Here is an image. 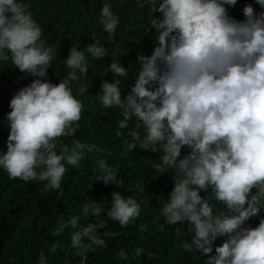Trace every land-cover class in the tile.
<instances>
[{"label": "clouds", "instance_id": "9594fccd", "mask_svg": "<svg viewBox=\"0 0 264 264\" xmlns=\"http://www.w3.org/2000/svg\"><path fill=\"white\" fill-rule=\"evenodd\" d=\"M137 2L149 5L146 31L156 33L152 53L138 55L139 67L126 94L122 84L131 69L114 54L108 65L113 80L104 79L95 95L104 109L120 110L116 136L131 138L124 140L121 155L137 147L161 153L158 160H148L154 178L172 171L174 187L167 199L158 197L160 215L169 225L187 224L191 241L183 244L185 250L205 256V264H264V0H254L259 10L245 4L243 19L229 11L238 0ZM98 22L113 40L121 21L111 4H103ZM92 39L84 49L70 48L64 59L67 77L52 83L47 70L56 50L47 44L42 27L23 0H0V61L10 60L21 73L34 77L15 92L5 117L9 134L6 151H0V169L10 179L59 190L67 165L79 168L93 152L112 155L96 143L63 142L80 126L85 102L77 96L89 89L81 85L74 94L72 82L87 77L90 59L108 56L95 33ZM93 179L123 184L107 158L98 160L89 188ZM213 201L220 207L214 208ZM142 210L137 197L114 191L109 208L92 199L81 214L62 217L52 235L70 228L71 246L86 254L107 247L99 232L107 223L102 213L127 227ZM256 216L259 224L246 226ZM89 217L95 222L81 226V219ZM218 238L224 242L215 246ZM58 247L59 242L54 243L49 252ZM142 252L136 249L137 255ZM117 255L125 259L128 253L121 249ZM37 264H49V256L42 253Z\"/></svg>", "mask_w": 264, "mask_h": 264}, {"label": "trees", "instance_id": "16d2710c", "mask_svg": "<svg viewBox=\"0 0 264 264\" xmlns=\"http://www.w3.org/2000/svg\"><path fill=\"white\" fill-rule=\"evenodd\" d=\"M33 18L43 29L47 44L56 50V57L48 71L47 79L59 83L67 77L68 69L64 65L72 46L84 49L93 42V33L100 44L108 49V56L103 60L90 59L87 77L79 82H72L74 94L81 85L88 86V92L83 96L85 107L79 128L74 137L63 138L64 143L71 139L96 143L101 148L112 152L90 153L79 168L67 165V171L61 182V189L48 191L39 182H24L19 178L13 180L7 172L0 169V264H37L43 253L49 256V264H205L206 257L199 252H189L183 244L191 241L187 224L169 225L160 215L163 195L174 187L172 176L167 174L154 178L153 169L148 160L156 161L161 153L140 150L138 147L127 156L121 152L125 148L124 140L131 139L125 135L117 137L118 121L122 119L120 110L104 109L95 95L102 91L100 84L104 79L112 82L113 75L108 73V65L112 56L119 54V59L125 68L131 69L128 78L123 81L122 94H126L134 83L135 70L139 67V54L151 55L156 43L155 30L146 31L149 23V5L141 7L137 0H23ZM104 3L111 4L113 11L120 16V25L113 40L99 24V12ZM253 4L259 10L254 0H238L237 5L230 8V14L237 19H243L245 4ZM159 16V13H156ZM150 27V25H148ZM34 77L21 73L11 61H0V151H6V140L9 129L5 127L6 113L11 109L9 103L19 88L31 83ZM127 130H125V133ZM188 149H182V155ZM107 158L117 170L123 184L105 185L102 181L91 180L98 171V160ZM141 189H144L141 191ZM120 191L122 195L135 196L142 202V212L135 223L121 227L103 213L101 218L107 221L105 228L100 229V235L107 247H97L86 254H78L71 246V229L65 230L59 236L52 233L60 227L61 218L68 219L72 215L81 214L84 203L92 199L107 209L111 206V193ZM204 195V193H201ZM147 201V204L143 202ZM214 208L220 207L213 201ZM260 216H264V210ZM95 222L92 217L81 219L80 225ZM259 216L252 217L246 226L256 227ZM143 226V227H142ZM180 227L181 231H177ZM104 232L115 235L104 236ZM59 242L55 253H50L51 246ZM224 238H218L215 246L222 245ZM215 246L213 253L215 254ZM142 248L140 255L136 249ZM124 249L128 255L120 259L118 253Z\"/></svg>", "mask_w": 264, "mask_h": 264}]
</instances>
